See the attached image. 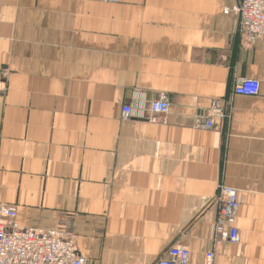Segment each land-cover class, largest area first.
Wrapping results in <instances>:
<instances>
[{"label":"crops","instance_id":"obj_1","mask_svg":"<svg viewBox=\"0 0 264 264\" xmlns=\"http://www.w3.org/2000/svg\"><path fill=\"white\" fill-rule=\"evenodd\" d=\"M237 0H0V204L75 236L88 264H264V43ZM260 81L254 96L237 79ZM165 93V122L122 115ZM224 101L212 128L195 127ZM240 241L217 240L219 186Z\"/></svg>","mask_w":264,"mask_h":264},{"label":"built area","instance_id":"obj_2","mask_svg":"<svg viewBox=\"0 0 264 264\" xmlns=\"http://www.w3.org/2000/svg\"><path fill=\"white\" fill-rule=\"evenodd\" d=\"M233 12L239 19V31L249 45L264 43V0H237L226 13ZM260 91V81L252 78L237 79L233 93L254 96ZM171 109L167 94L161 93L152 101L140 100L123 107L124 118L139 117L151 122H165ZM209 116H197L195 127L209 129L215 125L216 116H224V101L211 102ZM216 201L219 205L215 224L218 241L239 243L240 234L236 220L241 207L237 189L219 186ZM215 252L206 254V264H215ZM0 264H88L79 254L75 236L58 228L22 226L17 208L0 204ZM155 264H191V251L183 245L170 246Z\"/></svg>","mask_w":264,"mask_h":264}]
</instances>
